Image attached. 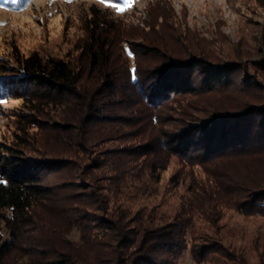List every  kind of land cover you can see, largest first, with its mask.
<instances>
[{"label": "rangeland", "instance_id": "1", "mask_svg": "<svg viewBox=\"0 0 264 264\" xmlns=\"http://www.w3.org/2000/svg\"><path fill=\"white\" fill-rule=\"evenodd\" d=\"M93 18L112 28L119 74L115 102L106 105L111 119H93L85 102L37 97L38 91L33 103L0 98V142L68 164L47 175L51 195L36 203L31 222L22 225L0 264L61 255L102 263L97 252L114 240L96 216L119 217L140 240L187 213L186 248L176 264H203L192 260L190 247L211 239L246 264H258L264 216L245 211L241 201L264 189V141L255 151L208 160L188 151L182 156L167 143L189 124L264 101V0H28L16 9L0 6V91L15 87L17 56L37 52L76 65ZM189 59L229 68L228 78L203 82L194 67L189 92L161 91L152 99L153 69ZM135 69L142 88L130 86L128 72ZM93 74L83 77L87 88L99 83ZM102 109L95 115L101 117ZM0 237H11L4 222Z\"/></svg>", "mask_w": 264, "mask_h": 264}, {"label": "trees", "instance_id": "2", "mask_svg": "<svg viewBox=\"0 0 264 264\" xmlns=\"http://www.w3.org/2000/svg\"><path fill=\"white\" fill-rule=\"evenodd\" d=\"M27 1L0 0V6L16 9ZM109 26L99 18L90 21L76 65L63 58L43 56L37 52L17 56L15 59L18 67L15 70L19 76L14 83L15 87L10 93L8 88L2 86L0 98L7 95L30 103L38 100L37 97L66 98L67 102L76 101L79 104L85 102V108L93 119L108 121L106 118L111 119L112 116L107 114L110 107L106 105L115 102L116 79L119 74L113 60L114 40L111 35L112 28ZM199 60L172 62L153 69L156 83L154 90L149 92L151 97H158L161 91L189 92L192 88L189 85L194 67L195 75L198 74L203 82L228 78L229 68H210ZM93 73L97 74L95 81L99 83L96 87L87 88L83 77H93ZM128 74L131 87H143V81L136 69ZM37 91L42 94L36 97L33 93ZM103 94L108 97L106 104L98 99ZM29 95L33 98H29ZM143 98L150 101V95L144 93ZM98 104L103 108L102 112L104 111L101 117L95 115L100 107ZM263 141L264 101L247 105L242 110L219 112L207 120L189 124L171 135L167 145L170 150L182 156L191 152L201 156L200 160H208L226 153H244L257 149L255 147ZM67 165V160L27 156L14 145L0 142V222L5 223L11 235L8 239L0 237V260L11 253L13 241L18 238L22 225L31 222L36 203L51 195L52 185L45 183L47 175ZM79 185L81 188H89L84 182ZM96 202L97 200H92V203ZM241 203L242 208L246 206L245 211L264 216V189L250 192ZM93 220L97 223L101 221L102 227L111 232L110 236L114 240V244L97 252V255L103 256L102 263L96 260L81 263L61 255L56 258H40L33 264H176L177 258L186 248L185 231L191 222L188 213L184 217L177 216L168 227L147 231L138 240L132 230L126 229L119 217L108 219L96 216ZM190 255L193 261L203 264H225L223 259L232 260L234 264H246L244 257L235 255L219 239L193 245L190 247ZM258 264H264L263 256H260Z\"/></svg>", "mask_w": 264, "mask_h": 264}, {"label": "snow or ice", "instance_id": "3", "mask_svg": "<svg viewBox=\"0 0 264 264\" xmlns=\"http://www.w3.org/2000/svg\"><path fill=\"white\" fill-rule=\"evenodd\" d=\"M13 2H15V0H13ZM133 71H135V70H133Z\"/></svg>", "mask_w": 264, "mask_h": 264}]
</instances>
